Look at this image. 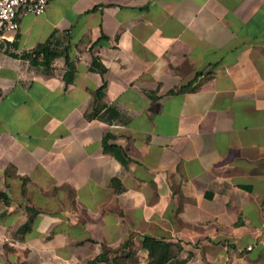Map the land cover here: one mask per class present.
Wrapping results in <instances>:
<instances>
[{"label": "crops", "instance_id": "crops-1", "mask_svg": "<svg viewBox=\"0 0 264 264\" xmlns=\"http://www.w3.org/2000/svg\"><path fill=\"white\" fill-rule=\"evenodd\" d=\"M12 38L0 264H148L144 236L169 264H264V0H49ZM43 44L51 69L23 57Z\"/></svg>", "mask_w": 264, "mask_h": 264}, {"label": "trees", "instance_id": "trees-1", "mask_svg": "<svg viewBox=\"0 0 264 264\" xmlns=\"http://www.w3.org/2000/svg\"><path fill=\"white\" fill-rule=\"evenodd\" d=\"M61 55L62 53L51 47L50 44H43L31 53L24 54L23 57L29 59L31 64L34 66H43L46 69H51L53 62ZM65 59L67 71L64 78L67 83H70L74 79L75 66L71 62L68 54L65 55ZM184 89L185 88H183L182 90ZM100 92H102V89ZM106 148L108 151L114 153L117 157H121L120 149L117 146L109 145ZM0 198H3L6 202H8L9 200L8 196L2 192H0ZM30 221L21 229L22 231H25L30 226ZM130 243L131 241L128 240L124 244V247H127ZM141 245L142 248L149 253L150 261L148 264H169L170 261L174 258L175 251L173 250V245L166 241L149 236H144L141 240ZM177 250L180 251V248H178ZM110 253V251H105L94 260L89 261L87 264H98L99 262L107 261L109 259ZM112 264L125 263L121 262V259L116 256L113 258Z\"/></svg>", "mask_w": 264, "mask_h": 264}, {"label": "built area", "instance_id": "built-area-1", "mask_svg": "<svg viewBox=\"0 0 264 264\" xmlns=\"http://www.w3.org/2000/svg\"><path fill=\"white\" fill-rule=\"evenodd\" d=\"M49 0H0V45L12 41V35L20 28L22 13L40 15L45 12Z\"/></svg>", "mask_w": 264, "mask_h": 264}, {"label": "rangeland", "instance_id": "rangeland-1", "mask_svg": "<svg viewBox=\"0 0 264 264\" xmlns=\"http://www.w3.org/2000/svg\"><path fill=\"white\" fill-rule=\"evenodd\" d=\"M133 243V242H132ZM130 243V244H132ZM129 244V245H130ZM128 245V246H129ZM127 246V247H128ZM141 249L144 250L141 246ZM137 250H135L134 248L130 249L129 251H125L124 255L120 256L119 258L121 259V262L127 264V262L125 260H131L132 262H136L138 260V255H137ZM114 258V257H113Z\"/></svg>", "mask_w": 264, "mask_h": 264}]
</instances>
